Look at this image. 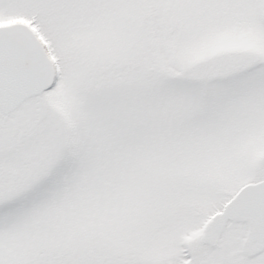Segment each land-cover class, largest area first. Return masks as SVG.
<instances>
[{
  "label": "snow or ice",
  "instance_id": "obj_1",
  "mask_svg": "<svg viewBox=\"0 0 264 264\" xmlns=\"http://www.w3.org/2000/svg\"><path fill=\"white\" fill-rule=\"evenodd\" d=\"M0 264H264V0H0Z\"/></svg>",
  "mask_w": 264,
  "mask_h": 264
}]
</instances>
